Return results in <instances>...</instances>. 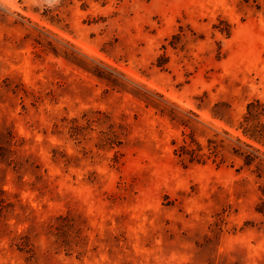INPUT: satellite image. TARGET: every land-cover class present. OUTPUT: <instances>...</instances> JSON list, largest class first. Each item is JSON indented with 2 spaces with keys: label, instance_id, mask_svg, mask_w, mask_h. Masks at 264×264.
Listing matches in <instances>:
<instances>
[{
  "label": "rangeland",
  "instance_id": "1",
  "mask_svg": "<svg viewBox=\"0 0 264 264\" xmlns=\"http://www.w3.org/2000/svg\"><path fill=\"white\" fill-rule=\"evenodd\" d=\"M0 264H264V0H0Z\"/></svg>",
  "mask_w": 264,
  "mask_h": 264
},
{
  "label": "trees",
  "instance_id": "2",
  "mask_svg": "<svg viewBox=\"0 0 264 264\" xmlns=\"http://www.w3.org/2000/svg\"><path fill=\"white\" fill-rule=\"evenodd\" d=\"M251 106H252V103H249V104L247 105V111L250 109ZM248 136H249L250 138H252L253 140L257 141V142L259 141V139L256 138V135L248 134Z\"/></svg>",
  "mask_w": 264,
  "mask_h": 264
}]
</instances>
